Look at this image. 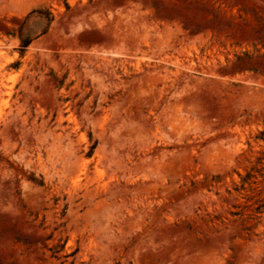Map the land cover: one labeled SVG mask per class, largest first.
I'll return each mask as SVG.
<instances>
[{
  "label": "rangeland",
  "instance_id": "rangeland-1",
  "mask_svg": "<svg viewBox=\"0 0 264 264\" xmlns=\"http://www.w3.org/2000/svg\"><path fill=\"white\" fill-rule=\"evenodd\" d=\"M0 264H264V0H0Z\"/></svg>",
  "mask_w": 264,
  "mask_h": 264
}]
</instances>
